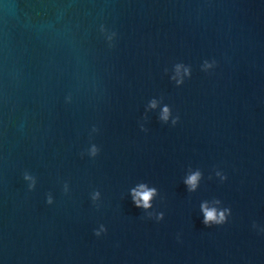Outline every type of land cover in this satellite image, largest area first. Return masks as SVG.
Here are the masks:
<instances>
[{
  "label": "water",
  "instance_id": "obj_1",
  "mask_svg": "<svg viewBox=\"0 0 264 264\" xmlns=\"http://www.w3.org/2000/svg\"><path fill=\"white\" fill-rule=\"evenodd\" d=\"M0 264H264V0H0Z\"/></svg>",
  "mask_w": 264,
  "mask_h": 264
},
{
  "label": "clouds",
  "instance_id": "obj_2",
  "mask_svg": "<svg viewBox=\"0 0 264 264\" xmlns=\"http://www.w3.org/2000/svg\"><path fill=\"white\" fill-rule=\"evenodd\" d=\"M109 39H111V37H109ZM211 66L212 65L208 64L207 61H205V64H204V67L205 68H208V67H211ZM180 67H181V65H177L176 66L177 74H179ZM188 71L189 70L186 68L185 69V73L188 74ZM177 83L178 84L179 83H182V80H178ZM151 106L152 107H155L156 106L155 101L152 102ZM168 115H169V110H168L167 107H165L164 110H163V117L162 118L164 120H167L168 119ZM173 123H175V121H173ZM94 131H95V129H94ZM97 151L98 150H97L96 146L93 145L92 148H91V155H93V156L96 155ZM198 175L199 174L192 176L188 180V183L189 184H192L193 186H195V183H196V181L198 179ZM24 179L31 181V184L29 185V188L30 189L31 188H34V186H35V179L32 176L25 174ZM136 195L138 197L142 198L145 208L149 207V203L148 202H149V200H150V198L152 196V192L137 193ZM51 202H52L51 201V198L49 197L48 203H51ZM136 202H137V204H139V202H140L139 199ZM204 211H205V221H204L205 224H209V222H216V223L223 222V220H224V213L223 212H221V213H219V215H217V213L215 212V210L209 211L207 208H205ZM97 235H99V233H97Z\"/></svg>",
  "mask_w": 264,
  "mask_h": 264
}]
</instances>
